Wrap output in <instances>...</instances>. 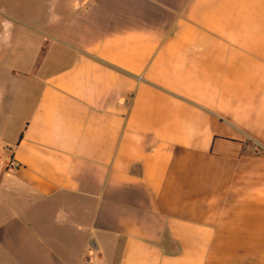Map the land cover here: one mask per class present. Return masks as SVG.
I'll return each instance as SVG.
<instances>
[{"label": "crops", "instance_id": "crops-1", "mask_svg": "<svg viewBox=\"0 0 264 264\" xmlns=\"http://www.w3.org/2000/svg\"><path fill=\"white\" fill-rule=\"evenodd\" d=\"M39 1L0 19V264H264V0Z\"/></svg>", "mask_w": 264, "mask_h": 264}, {"label": "rangeland", "instance_id": "rangeland-1", "mask_svg": "<svg viewBox=\"0 0 264 264\" xmlns=\"http://www.w3.org/2000/svg\"><path fill=\"white\" fill-rule=\"evenodd\" d=\"M53 2L54 0H43V2ZM47 3V2H46ZM36 4H43L39 0H0V19L8 21V18H4L1 14H4L3 11H7L13 14L20 15L27 20L36 19L32 9ZM12 37V31L8 30L6 27H0V39L5 40ZM21 60H17V66L22 65ZM0 198H3V193L0 191Z\"/></svg>", "mask_w": 264, "mask_h": 264}, {"label": "clouds", "instance_id": "clouds-1", "mask_svg": "<svg viewBox=\"0 0 264 264\" xmlns=\"http://www.w3.org/2000/svg\"><path fill=\"white\" fill-rule=\"evenodd\" d=\"M9 26H10V25H9ZM62 217H63L64 219L67 218V215H66V213L64 212L63 209H61V210L58 211V213H57V217H56V221H57L58 223H60Z\"/></svg>", "mask_w": 264, "mask_h": 264}]
</instances>
